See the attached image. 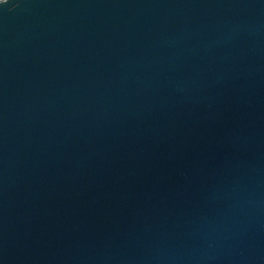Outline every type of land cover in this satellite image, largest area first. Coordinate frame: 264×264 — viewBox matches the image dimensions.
Segmentation results:
<instances>
[{
  "label": "water",
  "instance_id": "1",
  "mask_svg": "<svg viewBox=\"0 0 264 264\" xmlns=\"http://www.w3.org/2000/svg\"><path fill=\"white\" fill-rule=\"evenodd\" d=\"M0 264H264V0H0Z\"/></svg>",
  "mask_w": 264,
  "mask_h": 264
}]
</instances>
